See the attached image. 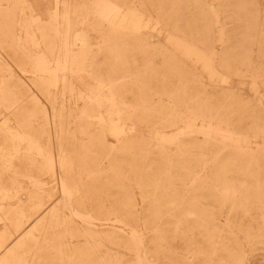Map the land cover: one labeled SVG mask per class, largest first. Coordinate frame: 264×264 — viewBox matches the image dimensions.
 <instances>
[{
    "label": "rangeland",
    "instance_id": "obj_1",
    "mask_svg": "<svg viewBox=\"0 0 264 264\" xmlns=\"http://www.w3.org/2000/svg\"><path fill=\"white\" fill-rule=\"evenodd\" d=\"M0 264H264V0H0Z\"/></svg>",
    "mask_w": 264,
    "mask_h": 264
},
{
    "label": "bare ground",
    "instance_id": "obj_2",
    "mask_svg": "<svg viewBox=\"0 0 264 264\" xmlns=\"http://www.w3.org/2000/svg\"><path fill=\"white\" fill-rule=\"evenodd\" d=\"M96 2H97V1H96ZM105 5H106V4H105ZM107 5H108V4H107ZM117 5H118V4H117ZM69 6H70V4H69ZM110 6H111V5H110ZM106 7H107V6H106ZM115 8H116V7H115ZM129 8H131V7H129ZM69 9H70V8H69ZM104 9H107V8L104 7ZM131 9H132V8H131ZM102 10H103V9H102ZM109 10H110V9H109ZM117 10H118V9H117ZM134 10H135V9H134ZM110 11H111V10H110ZM110 11H109V12H110ZM137 11H138V10H137ZM74 14H75V13H74ZM108 14H111V13H108ZM115 14H116V13H115ZM106 15H107V14H106ZM109 16H110V15H109ZM115 16H117V15H115ZM115 16H114V17H115ZM136 16H137V15H136ZM106 17H107V16H106ZM114 17H113V18H114ZM117 18H118V17H117ZM105 19H107V18H104V20H105ZM124 19H125V18H124ZM108 20H109V19H108ZM117 20H118V19H117ZM105 21H106V20H105ZM69 22H70V20H69ZM110 22H111V21H110ZM120 24H121V23H120ZM122 24H123V23H122ZM135 26H136V25H135ZM68 32H69V31H68ZM154 37H155V36H154ZM79 38H80V37H79ZM77 39H78V37H77ZM82 40H83V39H82ZM179 40H180V39H179ZM181 40H182V39H181ZM68 46H69V45H68ZM180 46H181V45H180ZM192 46H194V45L192 44ZM192 46H191V47H192ZM183 47H184V46H183ZM71 48H72V46H71ZM73 49H74V48H73ZM187 49H188V48H187ZM189 49H190V48H189ZM191 49H192V48H191ZM187 52H188V51H187ZM76 53H77V52H76ZM196 53H197V52H196ZM200 53H201V52H200ZM188 54H189V53H188ZM203 54H204V53H203ZM203 54H202V55H203ZM68 55H69V54H68ZM186 55H187V54H186ZM196 55H198V54H196ZM68 57H69V56H68ZM204 57H205V56H204ZM209 57H210V56H209ZM198 58H199V56H198ZM206 58H207V56H206ZM199 60H200V59H199ZM206 60H207V59H206ZM208 60H209V58H208ZM210 64H211V62H210ZM210 64H209V65H210ZM214 65H215V64H214ZM72 67H73V65H72ZM210 67H211V66H210ZM211 68H212V67H211ZM73 71H74V70H73ZM75 71H76V70H75ZM211 71H212V69H211ZM217 71H218V70H217ZM217 71H216V72H217ZM80 72H81V71H80ZM213 72H214V71H213ZM63 78H64V77H63ZM79 79H80V77H79ZM81 81H82V80H81ZM90 92H91V91H90ZM67 93H68V92H67ZM96 94H99L98 91H97ZM60 95H61V94H60ZM195 131H196L195 129H189V130H188V132H195ZM197 131H198V132H201L202 130L199 128ZM210 131H211V130H210ZM220 133H223V135L226 136V137H230V136H232V134H231L230 132H228V131H222V132H220ZM58 134H59V133H58ZM223 138H225V137H223ZM230 138H231V137H230ZM235 138H236V137H235ZM233 140H234V139H233ZM230 141H231V140H230ZM239 141H240V140H239ZM65 188H66V187H65ZM65 188H64V191H65ZM65 192H66V191H65ZM67 192H68V191H67ZM67 192H66V193H67ZM63 193H64V192H63Z\"/></svg>",
    "mask_w": 264,
    "mask_h": 264
}]
</instances>
